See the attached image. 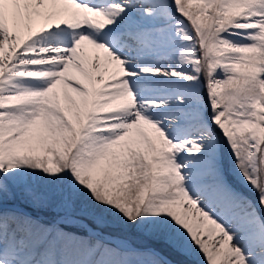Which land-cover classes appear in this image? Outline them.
<instances>
[{"label":"snow or ice","instance_id":"6c2138e0","mask_svg":"<svg viewBox=\"0 0 264 264\" xmlns=\"http://www.w3.org/2000/svg\"><path fill=\"white\" fill-rule=\"evenodd\" d=\"M0 264H264V0H0Z\"/></svg>","mask_w":264,"mask_h":264}]
</instances>
